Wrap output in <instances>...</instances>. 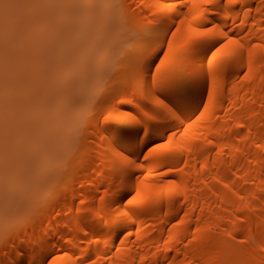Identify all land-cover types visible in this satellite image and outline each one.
<instances>
[{
  "label": "bare ground",
  "instance_id": "obj_1",
  "mask_svg": "<svg viewBox=\"0 0 264 264\" xmlns=\"http://www.w3.org/2000/svg\"><path fill=\"white\" fill-rule=\"evenodd\" d=\"M120 4L160 28L133 47L140 82L98 88L109 100L82 117V150L0 237V264H264V0ZM39 157L43 176L51 153Z\"/></svg>",
  "mask_w": 264,
  "mask_h": 264
},
{
  "label": "rangeland",
  "instance_id": "obj_2",
  "mask_svg": "<svg viewBox=\"0 0 264 264\" xmlns=\"http://www.w3.org/2000/svg\"><path fill=\"white\" fill-rule=\"evenodd\" d=\"M120 1L0 0V237L23 226L50 189L61 184L65 166L55 175L52 166L82 150L77 136L84 129L82 117L109 100L98 88L140 82L130 72L133 47L153 44L160 28L151 35V16L141 21ZM166 47L165 42L158 58ZM102 56L110 59L99 75ZM90 92L104 99L91 98ZM115 101L129 107L123 98L115 96ZM36 119H42L38 128L32 125ZM10 149L12 155H6ZM43 151L51 157L42 176ZM34 180L38 183L32 188Z\"/></svg>",
  "mask_w": 264,
  "mask_h": 264
},
{
  "label": "snow or ice",
  "instance_id": "obj_3",
  "mask_svg": "<svg viewBox=\"0 0 264 264\" xmlns=\"http://www.w3.org/2000/svg\"><path fill=\"white\" fill-rule=\"evenodd\" d=\"M113 131L116 133L118 139H122L124 137H128V136H132L133 135V133L128 132V131H126L124 129L117 128V129H114ZM141 132H143V129H140L139 132L134 133V135H136L138 137ZM136 202L137 201L135 199L129 201L130 204H133V203H136Z\"/></svg>",
  "mask_w": 264,
  "mask_h": 264
}]
</instances>
